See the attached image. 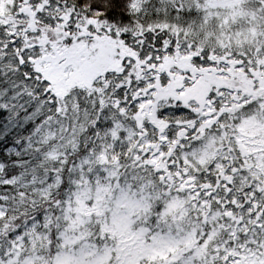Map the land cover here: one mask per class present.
Returning <instances> with one entry per match:
<instances>
[{"label":"snow or ice","instance_id":"obj_1","mask_svg":"<svg viewBox=\"0 0 264 264\" xmlns=\"http://www.w3.org/2000/svg\"><path fill=\"white\" fill-rule=\"evenodd\" d=\"M0 264H264V0H0Z\"/></svg>","mask_w":264,"mask_h":264}]
</instances>
